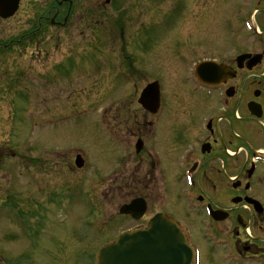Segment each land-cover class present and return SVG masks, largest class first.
<instances>
[{"label":"flooded vegetation","instance_id":"af4514ba","mask_svg":"<svg viewBox=\"0 0 264 264\" xmlns=\"http://www.w3.org/2000/svg\"><path fill=\"white\" fill-rule=\"evenodd\" d=\"M130 1L131 5L146 8L162 2L167 4L165 16L161 19L167 30L164 36L174 38L168 55V70L173 68L169 76L190 84L188 94L191 96H187L186 86L179 91L182 85L178 91H170L168 99L163 98L160 89L159 106L156 109L153 106L150 110L142 107L136 98V106L141 110L139 116L128 108L118 107L116 117L121 124L115 125L116 128L112 130L115 140L109 134L110 129L103 130L107 139L126 142L127 145L123 147L127 148L117 158L119 172H115L113 177L103 175L99 179L108 180L111 188L115 184V188L122 192L126 191L124 186H127V194L130 192L145 203L144 213L137 221L130 220L126 215L117 216L131 222L126 228L139 230L146 228L149 218L155 213L171 217L186 233L194 248L193 264H264V0ZM127 2L19 0L18 9L11 18L0 17V22H4L18 14L21 23L17 38L7 37L5 42L0 36V56L17 55L23 60L34 57L38 58V63L52 56L51 68L61 66L60 69L66 71L65 63L76 54L87 56L91 52L105 51L106 25L113 23L119 34L110 33L109 36L119 39V51L123 54L120 59L116 57V61L127 69L130 79L134 78L138 73L134 64L137 37L128 38V41L124 37L127 24L135 22L130 21L134 16V6ZM218 4H222L223 9L217 10ZM125 12H128L127 16ZM187 15H191L189 25L195 24L193 27L186 24ZM220 15L221 19L215 21V16L219 18ZM150 25L148 21L140 22L141 33H137V36L142 34L147 39L152 38ZM243 25L250 41L238 52H234L236 44L233 37L221 38L222 46L215 52L220 54L200 59L195 57L192 67L185 68L187 61L183 56H193L195 48L203 49L206 42L204 35L212 30H221V35L230 36L234 28L240 30ZM98 29L103 34L99 48L95 50L91 42L94 41L92 35ZM128 47L129 50H126ZM224 49L231 52L223 55ZM171 53L179 59V64L171 66ZM244 53L257 55L256 63L251 65L252 57H248L237 65L236 56ZM58 56L66 60L58 59ZM101 56L100 63H105V53ZM208 60L223 65L218 75L219 81L214 86L201 84L191 73L195 64ZM144 62L148 63L149 59ZM66 76L72 77V72ZM155 81L160 86L158 79L149 80L146 85ZM172 96L176 98L172 100ZM199 107L207 111L197 114ZM104 117L108 120L105 113ZM123 127L129 128L127 138ZM168 136L172 137L167 145L164 139ZM56 154H61L63 160L66 158L64 163L67 161V167L73 168L74 159L68 157V152L57 151ZM83 162V166H86L85 157ZM110 163L109 160L108 165ZM108 165H103V174ZM181 181L183 186L178 185ZM160 182L159 191H163L161 195L166 197L162 196L157 204L161 210L152 214L149 212V191L155 187L157 189ZM55 191L54 198H59V192ZM63 193L67 194L69 200L72 186H68ZM168 203L177 209L166 212ZM25 220L26 213L21 212L20 223L22 228L27 229ZM195 224L193 233L191 226ZM48 238L51 239L52 234ZM35 248L37 250L34 246L31 253L36 251ZM20 252L24 253L23 250ZM25 254L27 259L28 255ZM59 254L56 252L51 259L43 258L42 264L57 263ZM90 262L91 259L81 264Z\"/></svg>","mask_w":264,"mask_h":264},{"label":"rangeland","instance_id":"374dc122","mask_svg":"<svg viewBox=\"0 0 264 264\" xmlns=\"http://www.w3.org/2000/svg\"><path fill=\"white\" fill-rule=\"evenodd\" d=\"M127 3L134 6L130 0ZM166 6L164 2L150 8L134 6V16L130 21L135 22L127 24L124 34L127 41L128 38L137 37L134 44L137 48L134 50V64L138 73L131 79L127 69H124L120 61H116V57L120 59L123 55L119 51L121 45L119 47L118 38L115 40L109 34H119V31L109 21L106 25L107 34L104 36L106 46L103 53L106 55V62L100 63L103 54L101 51L94 54L91 52L87 56L76 54L65 63L67 70H70L68 72H72V77L66 76L68 72L60 69L61 66L51 68L52 56L41 63L34 57L23 60L17 55L0 56V264H42L43 258L51 259L56 252L60 254L55 264H81L90 259L98 245L111 240L120 230L131 225V222L119 218L117 212L120 206L135 198L134 194H127V186H124L126 191L122 192L115 188V184L111 188L108 180L99 178L103 175L113 177L115 172H119L117 158L124 154L127 147L123 146L127 143L114 141L112 133L115 132L112 130L116 128L115 125L121 124L116 112L118 107L128 108L139 116L141 110L136 106V98L147 81H160L163 98L168 99L170 91H178L181 85L179 91L186 86V94L191 96L188 94L190 84L169 76L173 68L168 70V55L174 38L164 36L167 30L165 31L161 18L165 16ZM220 9H223L222 4H218L217 10ZM124 14L127 16L128 12ZM19 16L17 14L12 19L0 22L2 41L7 37H18L21 27ZM190 16L186 20L187 25L190 24ZM220 19L221 15L219 18L215 16V21ZM147 21L151 23L153 34L150 39L142 34L137 36V33H141L140 22ZM194 25L192 23L189 26ZM235 27H238L237 23ZM243 28H234L230 36L221 35V30H212L204 35V48H195L193 56H183L184 61H187L185 68L192 67L196 58L220 54L221 52H215L222 46L221 38L233 37L236 44L234 52H238L250 41L244 25ZM169 32L173 33L175 30ZM102 34V30L98 29L92 35L94 41L91 43L95 50L99 48ZM228 49H224L223 55L231 52ZM172 55L171 53V66H175L179 64V59ZM147 58L148 63L144 62ZM58 59L66 60L62 56H58ZM139 61L142 63L139 64ZM120 76H123L121 80ZM205 111L206 108L199 107L196 113L203 114ZM104 113L108 118L104 120L110 124L109 134L114 138L112 141L104 136L98 122L99 116H104ZM65 114L70 116L65 120H55ZM127 130V127L122 129L126 138ZM171 137L164 139L167 145ZM134 143L135 139L131 147ZM64 150L72 160L77 153L84 151L90 164L86 162L84 168H76L72 163L73 168H68L67 161L64 163L66 158L63 160L61 154H56L57 151L65 152ZM131 152L134 153L133 149ZM103 165H108L104 174ZM160 185L161 182L157 189L155 187L149 191V212L152 214L161 210L157 207L163 196V191H159ZM178 185L183 186V181ZM68 186H72L68 202L67 195L64 199L54 198V190L62 195ZM24 209L28 211L24 212ZM170 209L175 211L177 208L168 203L165 211ZM21 212L26 213L27 229L22 228L20 223ZM147 215L150 216L149 213ZM196 225L191 226L193 233ZM40 232L41 235L52 234V238L41 236ZM34 239H38L35 245ZM33 245L37 250L29 254L30 259L28 256L25 259V252L30 251Z\"/></svg>","mask_w":264,"mask_h":264},{"label":"water","instance_id":"95a60500","mask_svg":"<svg viewBox=\"0 0 264 264\" xmlns=\"http://www.w3.org/2000/svg\"><path fill=\"white\" fill-rule=\"evenodd\" d=\"M17 2L0 0V14L10 16ZM147 93V89L144 90L140 102L148 109ZM77 165L80 166L79 163ZM121 211L126 210L122 208ZM190 257L183 234L169 219L157 216L149 223L148 230L124 232L101 247L96 255V264H188Z\"/></svg>","mask_w":264,"mask_h":264}]
</instances>
